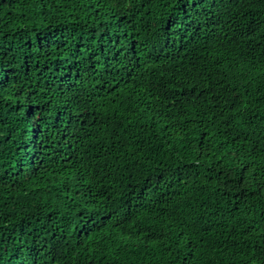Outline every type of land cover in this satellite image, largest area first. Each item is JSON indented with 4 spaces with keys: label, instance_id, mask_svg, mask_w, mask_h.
Returning a JSON list of instances; mask_svg holds the SVG:
<instances>
[{
    "label": "trees",
    "instance_id": "obj_1",
    "mask_svg": "<svg viewBox=\"0 0 264 264\" xmlns=\"http://www.w3.org/2000/svg\"><path fill=\"white\" fill-rule=\"evenodd\" d=\"M0 264H264V0H0Z\"/></svg>",
    "mask_w": 264,
    "mask_h": 264
}]
</instances>
